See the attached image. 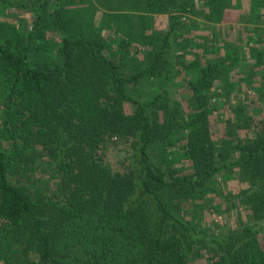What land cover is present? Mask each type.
Listing matches in <instances>:
<instances>
[{
  "label": "trees",
  "instance_id": "1",
  "mask_svg": "<svg viewBox=\"0 0 264 264\" xmlns=\"http://www.w3.org/2000/svg\"><path fill=\"white\" fill-rule=\"evenodd\" d=\"M88 1L96 2L0 0V264H191L205 257L208 264H264V227L215 235L191 225L200 217L196 201L210 194L229 201L214 184L223 172L250 183L238 200L264 221V132L230 146L218 145L211 129L215 82L232 85L240 50L229 53L235 45L228 43L219 55L214 41L198 43L202 53L189 51L195 62L185 73L194 78L182 114L171 98L181 74L177 52L189 48L174 43L182 18L165 34L147 35L141 13L137 24L130 13L113 12L100 30L76 26L73 10ZM125 1L144 10L141 0ZM145 2L154 14L195 8L193 1L177 10L178 0ZM208 7L221 16L222 0ZM17 11L31 12L33 31ZM108 31L122 35V63L106 54L101 35ZM131 41L150 51L128 75ZM152 80L161 89L149 100L136 97V87ZM114 136L131 140L124 172L105 161ZM41 163L60 175L55 190L34 178ZM190 202L189 223L180 213Z\"/></svg>",
  "mask_w": 264,
  "mask_h": 264
},
{
  "label": "rangeland",
  "instance_id": "2",
  "mask_svg": "<svg viewBox=\"0 0 264 264\" xmlns=\"http://www.w3.org/2000/svg\"><path fill=\"white\" fill-rule=\"evenodd\" d=\"M53 1L57 2V0ZM120 1L96 0L93 5L88 1L85 5L79 6L78 11L73 10L71 19L75 20L76 26L88 28L94 23L100 30L101 23L108 17L107 13H130L134 24L139 23L138 17L141 13L142 21L148 27L145 33L149 35L153 32L167 33L171 29L173 19L182 18L185 26L178 30V37L174 38V43H185L189 48L186 50L187 54L177 52L178 57L174 63L177 73L181 74L174 80L177 86L174 88L175 94H171L172 106L176 104L182 114L189 111L184 95L188 80L194 78L192 74L187 76L185 73L186 68L193 66L195 62L193 54L189 51L195 50L202 53L203 48H198V43L204 47L216 41L217 45L214 49L217 52L211 51L224 55L226 44L233 43L235 47L229 53L238 49L240 54L236 64L237 69L232 70L229 75L232 85L224 88L223 82L217 80L210 97L212 133L218 145L227 141L232 146L234 141L243 142L255 137L257 133L264 132V0H222L221 16L208 14L212 11L209 10L208 0H178V5L173 7L176 10L186 1H193L196 9H192L189 13L174 10L171 13L155 15L148 10L149 6L145 0H141L143 4L141 7H144V10L131 9L127 1ZM56 6L54 7L57 8ZM17 13L21 20L28 23V30L33 31L31 12L17 11ZM47 37L58 40L57 33H48ZM121 37L122 35L112 31L101 35L103 43L106 44V54L118 64L122 63V56H124V52L120 49L121 44H124ZM189 38H196V41L190 42L187 40ZM147 51H150L149 46L138 44V41H131L128 48L130 64L125 65L124 68L128 75L133 72L132 65L138 68L137 64L145 62ZM258 56L260 63H256ZM157 83L156 80L143 82L141 86L136 87V97L149 100L161 89ZM125 111L127 113L132 111L129 104H126ZM248 120L251 121L249 127ZM181 147H184V144H181ZM131 151V140L114 136L104 146L105 161L115 171H127L131 165L128 159ZM236 153L237 150L232 151L231 157H234ZM41 164V166L38 165L39 170L34 178L39 180L40 185L50 181L49 189L55 190L60 184V175L53 174L52 168L46 163ZM41 169H46L47 172L44 173ZM185 171H189V167H185ZM214 184L220 188L223 195L229 197V201L223 200L217 194L215 196L210 194L196 201V211L200 217L198 215L194 224L191 225H195L199 231L215 235L228 234L232 230H240L241 227L248 225L264 227V221H255L252 211L238 200L239 193L250 188L247 180L231 172H223L216 178ZM40 188L43 189V185L39 187V190ZM193 204L190 202L188 206H183L185 214L180 213V216L189 223L192 219ZM262 245L264 247V239H262ZM191 264H208L207 257L193 260Z\"/></svg>",
  "mask_w": 264,
  "mask_h": 264
},
{
  "label": "crops",
  "instance_id": "3",
  "mask_svg": "<svg viewBox=\"0 0 264 264\" xmlns=\"http://www.w3.org/2000/svg\"><path fill=\"white\" fill-rule=\"evenodd\" d=\"M155 15V14H154Z\"/></svg>",
  "mask_w": 264,
  "mask_h": 264
}]
</instances>
